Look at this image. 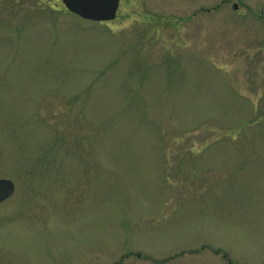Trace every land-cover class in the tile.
I'll return each mask as SVG.
<instances>
[{"label":"rangeland","instance_id":"374dc122","mask_svg":"<svg viewBox=\"0 0 264 264\" xmlns=\"http://www.w3.org/2000/svg\"><path fill=\"white\" fill-rule=\"evenodd\" d=\"M0 178V264H264V0H0Z\"/></svg>","mask_w":264,"mask_h":264},{"label":"water","instance_id":"95a60500","mask_svg":"<svg viewBox=\"0 0 264 264\" xmlns=\"http://www.w3.org/2000/svg\"><path fill=\"white\" fill-rule=\"evenodd\" d=\"M62 3L70 12L84 19L110 21L116 16L119 0H62ZM14 189V183L11 180L1 178L0 203L8 199Z\"/></svg>","mask_w":264,"mask_h":264}]
</instances>
